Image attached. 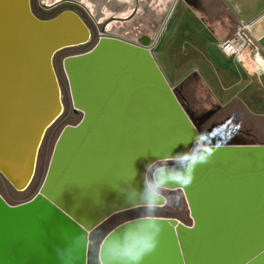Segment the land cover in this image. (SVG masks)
<instances>
[{
    "label": "water",
    "instance_id": "1",
    "mask_svg": "<svg viewBox=\"0 0 264 264\" xmlns=\"http://www.w3.org/2000/svg\"><path fill=\"white\" fill-rule=\"evenodd\" d=\"M71 9L40 20L30 0H0V264H88L90 233L126 211L89 264H264V145L202 133L147 44L89 47L97 30ZM22 145L35 177L20 193L6 172ZM162 194L174 209H137Z\"/></svg>",
    "mask_w": 264,
    "mask_h": 264
},
{
    "label": "rangeland",
    "instance_id": "2",
    "mask_svg": "<svg viewBox=\"0 0 264 264\" xmlns=\"http://www.w3.org/2000/svg\"><path fill=\"white\" fill-rule=\"evenodd\" d=\"M76 1H85L88 9H91V6L95 4L97 8H94L93 13L90 14L94 16L101 12L100 21L103 20L105 22L108 18H116L110 20V24H108L107 33L110 36H114L117 27H122L127 32L134 31L132 37L144 35L145 38L149 39L148 43L154 42L153 54L156 61L172 89L187 107L202 133L214 134L224 129L222 132L227 136L219 139L220 141L229 143L236 140V142L245 141L246 143L264 145V74L256 71L253 65H241L233 58H228L217 52L214 49V42L208 40L203 34L199 36L197 33L199 28L189 11L181 9V5L171 6L172 8L168 7L169 9L167 8V11H164L163 3L166 0H130L123 9L116 8L112 2L105 5L103 4L104 1L101 3L99 0ZM121 1L123 2L124 0ZM41 2V0H37L38 6L48 11L47 8L57 3L58 0H46L48 7L45 8L41 7ZM173 9L174 11L171 14ZM132 13L133 20L126 22L125 18ZM87 16L89 17L88 13ZM141 26H144L142 28L145 29L142 30ZM76 48L81 49L80 47ZM82 48H85V46ZM67 57L69 56L62 59V66L64 59ZM63 71L66 76L64 66ZM207 112H214V114L205 123L200 124L199 119ZM71 114L80 115V113L73 111V105ZM12 188L16 192H25ZM38 192L39 190L36 194ZM163 196L167 200L164 206L137 209H174L177 205L175 198L168 195ZM186 205L188 208L187 202ZM188 211V216L191 218L189 208ZM126 212L116 214L113 217ZM132 219L136 218L118 223L104 235L98 246V260L99 248L106 235L121 223ZM99 228L90 233L88 264L91 246Z\"/></svg>",
    "mask_w": 264,
    "mask_h": 264
},
{
    "label": "crops",
    "instance_id": "3",
    "mask_svg": "<svg viewBox=\"0 0 264 264\" xmlns=\"http://www.w3.org/2000/svg\"><path fill=\"white\" fill-rule=\"evenodd\" d=\"M124 1L112 0V3L123 9L130 0ZM176 5L189 11L197 23L199 36L203 34L214 43L231 38L242 22L251 24V33L260 42L264 57V0H166L164 11ZM117 32L124 33L121 28ZM148 41L147 38L142 40L145 44Z\"/></svg>",
    "mask_w": 264,
    "mask_h": 264
},
{
    "label": "flooded vegetation",
    "instance_id": "4",
    "mask_svg": "<svg viewBox=\"0 0 264 264\" xmlns=\"http://www.w3.org/2000/svg\"><path fill=\"white\" fill-rule=\"evenodd\" d=\"M41 7L42 8H45V7H48V4L46 2V0H41ZM88 1H92V0H88ZM101 3L103 2V4H109L112 2V0H99ZM87 3H85V1H81V2H77L76 0H58L57 3H55L54 5L50 6L47 8L48 11H53V12H57L58 9H62L61 12H59L58 14L64 12V11H74V9H71L72 7L73 8H79L81 10H83L86 14L88 13L89 17H90V20H91V25L89 23H87L84 19V21L86 22V24L88 25L90 31H91V34H92V37L94 35L93 31H98L97 32V36H95L94 38V41L92 42L93 43V47L94 45L97 43V41L101 38V37H117V38H121V39H124V40H127L129 42H132V43H136V44H139V43H142V40L143 38H145L144 35H142L141 37L140 36H133L132 37V34H134V31L132 32H127L124 28L122 27H117L115 32H114V36H110L108 33H107V29H108V24H110V20H113V19H116L115 17H112V18H108L105 22H103V20L100 21V16H102V13L99 12V14L97 15H92L90 13H93V10L94 8H97V6L95 4H93L91 6V9H88L87 6H86ZM100 4V3H99ZM30 6H31V10L33 12V14L39 18L40 20H48V19H51V18H54V17H51L53 15H48L46 17H43L41 15H39L38 11H37V8H36V3H35V0H30ZM64 6V8H62ZM60 11V10H59ZM76 12V11H74ZM54 14V13H52ZM78 14V13H77ZM50 17V18H49ZM133 13L128 16L127 18H125L126 22H130L133 20ZM136 19V18H135ZM138 19V18H137ZM93 26V27H92ZM144 27V26H141V28ZM95 28V29H93ZM118 28H121L123 29L124 33L123 34H120L119 32H117ZM145 28H142V30H144ZM147 29V28H146ZM131 34V35H129ZM148 39V38H147ZM92 41V38L90 40V42ZM89 42V43H90ZM84 50V49H83ZM224 129H221L220 131L218 132H215L214 133V136L216 137H220L222 135H226L224 132H222ZM220 133V134H219ZM219 134V135H218ZM227 136V135H226ZM167 201V200H166Z\"/></svg>",
    "mask_w": 264,
    "mask_h": 264
},
{
    "label": "built area",
    "instance_id": "5",
    "mask_svg": "<svg viewBox=\"0 0 264 264\" xmlns=\"http://www.w3.org/2000/svg\"><path fill=\"white\" fill-rule=\"evenodd\" d=\"M251 26V24L242 22L231 38L215 42L214 49L228 58H233L241 65H253L255 68L256 57L259 55L263 57V55L260 42L251 33ZM154 47V42L147 44L151 52Z\"/></svg>",
    "mask_w": 264,
    "mask_h": 264
},
{
    "label": "bare ground",
    "instance_id": "6",
    "mask_svg": "<svg viewBox=\"0 0 264 264\" xmlns=\"http://www.w3.org/2000/svg\"><path fill=\"white\" fill-rule=\"evenodd\" d=\"M255 65H256V68H254L256 71H258L260 74H264V57H262V56H258V57H256V59H255ZM60 87V86H59ZM60 90H61V88H60ZM61 92V91H60ZM62 106H63V103H62ZM63 110H64V106H63ZM63 114V113H62ZM61 114V115H62ZM59 115V113L58 114H53L50 118H49V122H48V124L53 120V119H55V117H57ZM60 115V116H61ZM59 116V117H60ZM58 117V118H59ZM57 118V119H58ZM56 119V120H57ZM55 120V121H56ZM54 121V122H55ZM47 124V125H48ZM46 125V126H47ZM45 126V127H46ZM48 129V128H47ZM47 129H46V131H47ZM45 130V129H44ZM46 131H45V133H46ZM42 132V131H41ZM45 136V135H44ZM225 137H226V135H225ZM40 138H41V136H39V138L37 139V142H36V138H35V136L33 137V141L34 142H36V146H35V150H36V148L38 147V143H39V141H40ZM203 141H205V143H207V141L205 140V139H202ZM227 140H228V138H227ZM43 141V140H42ZM197 142H199V141H197ZM196 142V143H197ZM195 143V144H196ZM233 143H236V144H239V143H241V142H236V140H234L233 141ZM42 144V143H41ZM194 144V145H195ZM194 145H193V147H194ZM204 146V145H203ZM203 146H201L197 151H196V153L192 156V158L190 159V160H192L194 157H195V155L198 153V151L203 147ZM40 147H41V145L39 146V148H38V153H39V150H40ZM193 147H192V149H193ZM25 146L24 145H22L19 149H17V150H15V156H14V160H15V162L13 163V162H11V164H9L8 165V171L6 172V175H8V177H9V179H10V181L12 182V184H14L19 190H21V191H26L28 188H29V186L31 185V183H32V181H33V179H34V177H35V173H34V176H33V178H32V180H30L31 179V176H32V166H33V161H34V153H35V151H34V153H33V156H32V154H31V150L30 151H28V153H27V155L25 156V157H21V158H19L21 155H23V153H24V151H25ZM192 149L190 150V152L192 151ZM189 152V153H190ZM189 155V154H188ZM187 155V156H188ZM186 156V157H187ZM18 158V159H17ZM17 159V160H16ZM37 160H38V154H37V158H36V166H37ZM190 160H188L187 162H189ZM164 161H168V160H164ZM160 162H162V161H160ZM187 162H185V163H187ZM158 163V162H157ZM185 163H182V164H185ZM3 164V163H2ZM156 164V163H155ZM4 165V164H3ZM14 165H17V167H16V169H14ZM154 165V164H153ZM152 165V166H153ZM36 166H35V172H36ZM151 166V167H152ZM150 167V168H151ZM162 167V166H161ZM29 168V169H28ZM150 168H149V170H150ZM158 168H160V167H158ZM157 168V169H158ZM14 169V171L12 172V170ZM157 169H155L154 171H156ZM149 170H148V172H149ZM10 172H12V174H9ZM154 173V172H153ZM147 176H148V173H147Z\"/></svg>",
    "mask_w": 264,
    "mask_h": 264
},
{
    "label": "trees",
    "instance_id": "7",
    "mask_svg": "<svg viewBox=\"0 0 264 264\" xmlns=\"http://www.w3.org/2000/svg\"><path fill=\"white\" fill-rule=\"evenodd\" d=\"M91 46H93V45H89V47H91ZM88 48V47H87ZM85 49V48H84Z\"/></svg>",
    "mask_w": 264,
    "mask_h": 264
}]
</instances>
